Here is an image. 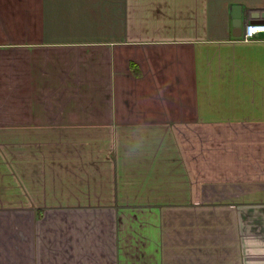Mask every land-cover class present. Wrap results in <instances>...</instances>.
I'll use <instances>...</instances> for the list:
<instances>
[{
    "label": "crops",
    "instance_id": "1",
    "mask_svg": "<svg viewBox=\"0 0 264 264\" xmlns=\"http://www.w3.org/2000/svg\"><path fill=\"white\" fill-rule=\"evenodd\" d=\"M237 12L264 0H0V264H264Z\"/></svg>",
    "mask_w": 264,
    "mask_h": 264
},
{
    "label": "built area",
    "instance_id": "2",
    "mask_svg": "<svg viewBox=\"0 0 264 264\" xmlns=\"http://www.w3.org/2000/svg\"><path fill=\"white\" fill-rule=\"evenodd\" d=\"M261 35H264V21H250L244 26L239 39L248 42L257 40Z\"/></svg>",
    "mask_w": 264,
    "mask_h": 264
},
{
    "label": "water",
    "instance_id": "3",
    "mask_svg": "<svg viewBox=\"0 0 264 264\" xmlns=\"http://www.w3.org/2000/svg\"><path fill=\"white\" fill-rule=\"evenodd\" d=\"M245 24L242 22L241 16L237 12L236 15L233 17V32L235 36H239L241 34L242 28ZM236 32V33H235Z\"/></svg>",
    "mask_w": 264,
    "mask_h": 264
}]
</instances>
